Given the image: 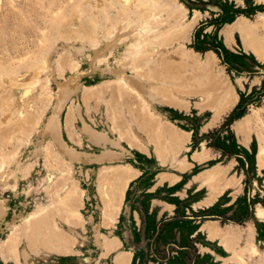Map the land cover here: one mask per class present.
Segmentation results:
<instances>
[{
  "label": "rangeland",
  "instance_id": "1",
  "mask_svg": "<svg viewBox=\"0 0 264 264\" xmlns=\"http://www.w3.org/2000/svg\"><path fill=\"white\" fill-rule=\"evenodd\" d=\"M90 1L95 5V0ZM82 2L85 1L0 0V88L8 93L5 82L9 77L26 86L29 78L38 76L40 81L33 89L16 87L12 94L8 93V99L20 109L31 108L29 120L41 121L36 131L31 121L25 123L21 134L20 124L29 114L10 126L0 127V166L8 165L0 174V264H112L114 253L103 255L99 231L119 239L117 253L128 254V264H264V215L259 213H264V157L260 152L264 145V0L150 2V9L159 15V20L152 22L155 34L167 33L172 43L156 52L157 58L182 51L199 64L204 82L211 78L207 73L211 65V89L219 99L207 100L201 93L192 92L183 102H153L160 119L185 135L187 150H182L177 159L186 161L178 166L170 161L161 164L164 161L151 142L145 150L131 148L125 141L114 145L95 143L90 138L86 127L118 140L106 114L107 108L122 101L113 98L106 87L113 76L104 69L105 64H97L96 53L90 47L77 50L81 42L76 40L89 43L92 37L87 33L96 30L94 41L104 44L106 27L118 21V17L111 16V10L130 13L138 23L141 19L121 0H110L107 12L100 9L102 22L96 27L88 21V13L79 8ZM175 17L182 18L185 26L177 32L171 30ZM68 58L79 60L77 71L70 70ZM187 70L193 73L192 63ZM61 83L70 85L66 95ZM123 92L127 100L134 97L127 89ZM84 93L88 94L86 103ZM62 99L60 137L79 154V159L63 148L49 124L54 106ZM71 106L75 115L71 128L79 139L77 143L65 127ZM119 109L126 129L139 131L130 105L124 102ZM0 111L5 113L7 109ZM47 125L52 129L48 130ZM8 135L15 138L12 146L1 141ZM144 138L147 139L145 135ZM46 146L51 147L53 158L58 156L55 159L62 165L45 159ZM16 150L17 158L13 159L11 155ZM104 150L117 157L86 161V153L101 154ZM63 162L72 165L74 178L87 189V196L81 199L86 222L83 227L76 226L73 233L67 230L75 236V245H32L22 240L20 232L18 239L7 241L11 227L22 225L32 209L58 207V177ZM105 164L131 165L135 170L114 227L100 225L98 205L102 200L94 185L96 175L90 171ZM214 166L222 168L224 177L210 186L202 174ZM226 239L229 247L224 244ZM27 252L29 255L24 257Z\"/></svg>",
  "mask_w": 264,
  "mask_h": 264
},
{
  "label": "bare ground",
  "instance_id": "2",
  "mask_svg": "<svg viewBox=\"0 0 264 264\" xmlns=\"http://www.w3.org/2000/svg\"><path fill=\"white\" fill-rule=\"evenodd\" d=\"M84 1L85 2H82L83 4L79 8L82 9L83 13H88V21L91 22L92 25H95L96 27L99 26L102 18L100 9H105L107 12L106 8L109 7L110 0H95V5H93L90 0ZM154 1L155 0H121V2L124 3L129 9L133 10L131 13H136V15L141 19V22H136L134 19V15H131L130 13L118 14L115 10H111V16L118 17V21L111 24V26L106 27L105 40L103 41L104 44L102 42L94 41L96 30L87 33L88 35H90V37H92L89 43L82 39L76 40L81 42V46L77 47V50H84L87 47H90L96 53L97 64H105L106 67L104 69L113 76V78L107 80L106 87L107 89L112 91L111 96L113 98L116 97L117 101H122L120 104L117 103L118 106L116 107H112L111 109L107 108L106 114V116L108 115V118L111 121V129L114 132L118 133L117 141L112 140L101 131L90 129L88 127H86L85 129L88 131V133L90 134V138L95 143L111 142L114 145H120L121 141H125L131 148L139 147L146 150V145L151 142L154 144L156 154L160 157L158 158L164 161L161 162V164L163 163V165H166V161H170L173 166H178L184 164V162L186 161L185 159H182L180 161H178L177 159V156L180 154V152L186 149V147L184 146L185 135L182 132L177 131L176 127H174L171 123L169 124L168 122L162 121L160 119L159 115L153 110V102H183L186 95L192 92L201 93L207 100L211 99L217 101L219 99L216 98L215 90L213 92L211 89V86L214 84V79L212 78L214 76H212L213 70L211 65L207 66V73L211 76V78H207L208 81L204 82L199 75V64L194 63L192 58H186L182 51H176L168 56H165L161 60L157 58L156 52L169 48L172 43L169 39L166 38L167 33L155 34V30L152 27V22L158 21L159 15L155 12V10L150 9V2ZM80 15L82 14L80 13ZM183 27L185 26L182 18H173V25L171 27V30L173 32H177ZM102 45L103 48H101ZM120 47H122V49L118 50ZM103 51H106V53L104 54ZM67 63L72 72L77 71L80 67L79 60H76L74 58H68ZM191 63L193 67V73L189 74L187 67ZM37 74L39 73L37 72ZM39 81L40 78L38 76H33L28 79V84H26V86H23L20 85L17 80L9 77L8 79H6L5 84L7 83L6 86L8 88H6L8 89V93L12 94L11 90L16 87H22V89H24V87L32 88L38 85ZM66 84L70 87V85H68L69 83ZM67 86L61 87V91L65 93V95L67 94L68 90ZM120 88L122 90H119ZM94 89L95 88L93 87V91ZM124 89H127L128 92L133 94L135 100L134 97L127 100V98L125 97L128 95L123 92ZM4 91L0 88V92H2V96L0 95V97H2L0 98V108L7 109V111L5 113H1L0 111V127L10 126L11 123L18 121V119L23 115L29 114V116H26L25 120H23V122L20 124V129L18 128L19 131L21 130L20 134L22 132V129H24L25 123L28 124L29 121L33 123L35 131L38 130V126L41 121L36 118L29 120V117L31 116V108L20 109L17 106H14L16 102L11 103V100L8 99V93L6 91L5 93ZM95 92L96 90L94 91V93ZM85 93L84 95H82L84 103L87 102L86 98L88 97V94L86 95ZM218 93L220 95V91ZM92 94L89 93V95L91 96ZM89 98L91 99V97ZM62 100H59V103L54 106V113L51 117L49 116V124L52 125L56 130V136L58 137L63 148L66 151H69L73 158L79 159V154L76 153L67 144V142L60 137L63 123L59 118V113L62 110L63 103L65 102V100ZM124 102L130 105V110L132 111L133 117L135 118V125L139 129V131H136L134 130V128L129 127L126 129L124 118H120L121 113L119 111V107L120 105H123ZM68 108L69 109L65 117V127L69 131L71 139L76 140L75 143H77V141L79 142V139L75 138L71 128L75 116L73 107L71 106ZM75 108L78 110L79 107ZM224 109L222 108L221 110ZM97 111L98 110H96L95 112ZM87 114L89 115V112ZM47 127L48 130L52 129L49 128V125H47ZM69 133H67V135H69ZM144 135L147 137V139L144 138ZM12 138L14 137L9 136L8 139H2L1 141L5 142L6 145L7 143H9L8 145L12 146ZM44 149L46 151L45 159L47 158L49 162L51 161L55 165L61 164L60 160L55 159L58 156L53 158V152L50 146H46L44 147ZM17 152V150L14 151L11 155V158L16 159ZM260 152L262 154L261 157H264V145L262 146ZM113 155L114 154L110 151L104 150L101 154L86 153L85 157L86 161H104L109 158H115L113 157ZM114 156L117 157V154H115ZM3 159L4 158H1V160ZM7 160H5V162H7ZM7 166L8 165L5 163L0 166V174L5 170ZM214 167L213 169H208L204 174H202V178H204L203 180H206L207 183L209 182L210 186L212 184L218 183L221 180V177H224L221 176L222 168L220 169V167ZM60 171L61 177L57 176L58 178H60L59 180L57 178L59 184L58 187L60 188L57 187L59 190L56 189L59 191L58 207L44 206L32 209L24 217L22 225H13L11 227V230L7 235V241L18 239V233L20 232L22 240H25L26 242L29 241L32 245L50 242L65 247H69V245H75V236L67 230L73 233L75 232L76 226L83 227L86 222V219L82 212L84 204H82L81 199L87 196V189L84 188L79 183V181L74 178L73 167L71 164L65 163L60 167ZM90 171L96 175L93 179L94 185L97 195L102 200V204L100 206L98 205L101 212L100 225L105 227H114V225L116 224V216L122 205V198L124 196L125 189L135 175V170L131 165L105 164L101 168H99V170L91 168ZM217 186H219V184ZM53 187H49V189ZM213 187L211 188L213 189ZM217 188L215 189L217 190ZM62 207L65 208V211H63L64 209ZM259 213L261 216L264 215L263 212ZM61 223L65 224L68 229H65V226H62ZM212 229H214L215 231V228ZM97 235L99 243L103 248V255L105 257H108L110 254L114 253L112 264L129 263L128 254L117 253L121 245L117 237L108 236L107 234H104L100 231ZM236 240L237 238L235 239V241ZM226 242L227 239L224 244L229 247L230 243ZM28 255L29 253L27 252L24 253L23 256L27 257Z\"/></svg>",
  "mask_w": 264,
  "mask_h": 264
}]
</instances>
